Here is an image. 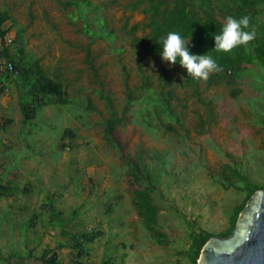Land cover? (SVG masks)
I'll list each match as a JSON object with an SVG mask.
<instances>
[{
    "label": "rangeland",
    "instance_id": "1",
    "mask_svg": "<svg viewBox=\"0 0 264 264\" xmlns=\"http://www.w3.org/2000/svg\"><path fill=\"white\" fill-rule=\"evenodd\" d=\"M64 1L69 0H0V8L14 17L5 36L11 51L23 45L40 57L47 74L62 81L71 99L45 106L34 121L25 122L18 87L5 81L0 180L14 185L16 192L0 195V264H47L39 260L44 248L70 242L62 227L75 235L103 232L88 244L83 264L103 259L113 264H190L187 222L220 234L245 196L219 182L225 165L254 181L264 180V70L249 66L236 97L223 83L208 84V78H196L194 89L181 66L133 43L128 31L144 22L145 15L125 8L127 0H90L78 6ZM10 25V20L4 22ZM146 32L138 28L134 34ZM162 67L170 76L163 90H173L169 102L180 122L156 114L152 104L146 108V93L139 88L142 69L152 91H162ZM3 71L0 65V77ZM128 88L133 91L130 105ZM102 93L110 96L112 108ZM111 110L120 119L112 142L105 134ZM6 117L11 121L4 124ZM66 127L74 129V137L63 134ZM130 163L141 171L145 166L156 183L157 227L167 236L165 244L154 241L132 205V192L143 180L133 179ZM56 251L61 264H77L72 248Z\"/></svg>",
    "mask_w": 264,
    "mask_h": 264
},
{
    "label": "trees",
    "instance_id": "2",
    "mask_svg": "<svg viewBox=\"0 0 264 264\" xmlns=\"http://www.w3.org/2000/svg\"><path fill=\"white\" fill-rule=\"evenodd\" d=\"M91 4L90 0H69L63 4ZM124 7L129 10H137L145 15V21L134 23L128 31L132 36V41L136 46L142 47L146 52L152 55H160L162 45L159 38L167 35L169 31H180L182 35L189 38L190 50L195 53H204L212 55L221 66L220 71L210 73L208 84H225L229 87L231 96L236 97L240 92L238 87L239 80L249 66H256L264 70V0H127ZM228 15L237 18L248 15L251 18L247 30L254 31L255 36L245 44L238 45L231 50H218L214 48L215 35L222 31L223 24L226 22ZM10 20L11 25L5 27L4 22ZM14 17L9 14L7 9L0 8V65H4V71L0 77V94L4 92L5 81L15 82L18 87V107L25 122H32L37 117L39 111L45 107L55 104L65 105L70 102L69 93L59 79H54L47 74L41 58L28 53L23 45L14 47L11 51L10 45L6 44L5 36L12 26ZM138 28L147 29V32L138 37L134 31ZM86 29L88 27L86 26ZM20 35V33H19ZM16 41V38L13 39ZM88 55V53H87ZM4 61L11 62L16 72H10ZM175 64L183 68L187 82L197 88V79L187 73V70L177 61ZM141 67V65H140ZM163 76L162 91L153 92L150 86L149 76L141 69L140 75L142 83L139 88L146 93V108L149 105L154 106V112L164 114L167 118H175L181 121L180 117L174 113L169 99L174 95L173 90L164 91V87L170 84V76L167 68L162 67ZM127 86V84H126ZM260 91L264 93V84L261 85ZM133 91L128 88L126 105L132 101ZM106 100V105L112 108L110 96L101 94ZM159 108V110H158ZM158 110V112H157ZM112 116L106 119L105 134L109 141L112 142V130L115 122L120 119L116 117L111 110ZM149 116V114H148ZM11 121L9 117L4 119V124ZM171 128L170 125H168ZM63 134H68L70 138L75 136L74 129L66 127ZM146 171V173H145ZM224 171H228L225 174ZM129 173L132 174L135 181L143 180V185L132 192V205L141 219L142 226L150 232L157 244L167 243V236L158 229V213L160 207L154 202L153 192L156 183L153 182L152 176L147 173L144 166L143 171L139 169L138 164L130 163ZM222 177L219 182L225 189L234 187L239 192H245V196L240 204L236 205L230 214L229 226L220 234H215L203 229L194 227L193 222L188 223L187 238L189 241L185 253L189 258L190 264H197L200 251L203 245L212 236H228L231 234L237 217L244 207L249 197L260 188H264V180L254 181L249 175L241 172L237 168L225 165L221 171ZM232 179H235L234 182ZM16 192L14 185L2 183L0 180V195L11 196ZM107 212L111 211V206L106 207ZM74 213L78 209L73 210ZM54 215L60 221L59 212ZM32 220V219H31ZM64 226V225H62ZM62 229V234L70 237V242H58L53 248H44L39 257L47 264H61L57 257L56 249L69 247L76 251L77 264H83L81 258L89 254L88 244L98 238L103 232L100 229L82 231L78 234L69 233ZM66 237V238H67ZM101 264H113L109 259H103Z\"/></svg>",
    "mask_w": 264,
    "mask_h": 264
},
{
    "label": "water",
    "instance_id": "3",
    "mask_svg": "<svg viewBox=\"0 0 264 264\" xmlns=\"http://www.w3.org/2000/svg\"><path fill=\"white\" fill-rule=\"evenodd\" d=\"M197 264H264V188L246 201L231 234L209 238Z\"/></svg>",
    "mask_w": 264,
    "mask_h": 264
},
{
    "label": "clouds",
    "instance_id": "4",
    "mask_svg": "<svg viewBox=\"0 0 264 264\" xmlns=\"http://www.w3.org/2000/svg\"><path fill=\"white\" fill-rule=\"evenodd\" d=\"M250 21L251 18L248 15L239 18L228 15L222 31L215 35L214 48L227 51L252 40L255 32L247 30ZM189 40L180 31H169L167 35L161 36L159 38L162 45L160 55L163 60L172 64L178 61L194 78L207 79L210 73L220 71L221 66L212 55L207 52H192Z\"/></svg>",
    "mask_w": 264,
    "mask_h": 264
},
{
    "label": "built area",
    "instance_id": "5",
    "mask_svg": "<svg viewBox=\"0 0 264 264\" xmlns=\"http://www.w3.org/2000/svg\"><path fill=\"white\" fill-rule=\"evenodd\" d=\"M4 63L8 66L10 72H16L11 62L4 61Z\"/></svg>",
    "mask_w": 264,
    "mask_h": 264
}]
</instances>
